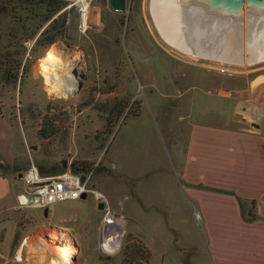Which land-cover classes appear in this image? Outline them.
Masks as SVG:
<instances>
[{
  "label": "rangeland",
  "instance_id": "1",
  "mask_svg": "<svg viewBox=\"0 0 264 264\" xmlns=\"http://www.w3.org/2000/svg\"><path fill=\"white\" fill-rule=\"evenodd\" d=\"M66 1L64 36L36 51L34 40L25 42L31 61L25 82L0 92V133L7 136L8 147L0 177L7 178L12 189L7 200L11 207L0 204V255L15 261L27 241L22 262L15 263L35 264L36 249L48 248L47 240H52L58 243L53 251L61 250L66 264H148V237L158 234L157 243L152 242L154 263L160 254L156 246L165 241L170 247L164 264H179L160 213L192 216L194 207L185 197L188 189L199 188L183 182L175 148H185L194 125L264 133V13L245 4L243 10L231 12L212 8L209 0L191 1L203 16L224 24L230 36L240 35V42L232 39L231 53L214 61L169 47L151 21V0H126L123 12L113 11L108 0H90L83 27L73 1ZM54 54L68 66L79 65L71 71L77 89L69 96L48 91L43 63L49 55L56 58ZM243 106L246 120H239L234 114ZM250 116L256 117L258 129L251 127ZM42 128L51 133L48 138L38 135ZM22 138L25 144L20 147ZM30 164L44 178L66 171L90 175L88 186L105 197V209L97 211L92 194L59 202L48 209L54 214L49 223L68 234L58 228L42 230L46 208H21L15 198L24 194L19 176ZM232 193L243 218L264 221L254 201ZM108 212L124 224L120 247L110 254L100 249ZM180 223L187 228L181 244L198 246L189 232L195 222ZM197 230L203 234L200 226ZM3 260L0 256V264ZM192 260L190 256L187 262Z\"/></svg>",
  "mask_w": 264,
  "mask_h": 264
},
{
  "label": "crops",
  "instance_id": "2",
  "mask_svg": "<svg viewBox=\"0 0 264 264\" xmlns=\"http://www.w3.org/2000/svg\"><path fill=\"white\" fill-rule=\"evenodd\" d=\"M231 43L232 40L229 38L227 45L231 47ZM0 136L2 141L0 142V161H3L4 150L8 148L6 144L4 145L7 136L3 137L1 133ZM24 144L25 138H22L18 145L23 147ZM263 147L264 133L262 132L253 133L245 128L232 126L194 125L190 130L185 148L180 150L181 146H179V149L175 148V151H179L177 155L182 165L181 175L184 183L195 185V187L202 185L234 192L245 202L254 201L253 203L258 206L259 216L263 218ZM177 186L180 190L184 187L179 182ZM11 190L10 181L0 177V204H3L4 207H11L7 202ZM182 194H184L183 190ZM187 194L189 196L188 198L184 196L185 200L194 207L192 216L190 214L188 217H183L170 211L160 213L161 219L167 221L164 222L166 228L164 232L167 233L168 239L172 237V247L176 252L172 255H178V262L181 261L179 264H264V221L261 219L249 220L250 217L243 218L238 202L232 195L205 189L200 190V188L188 189ZM15 198L21 204V208H32L26 207L22 203L20 195ZM85 199L82 198V200ZM0 213L3 214V210H0ZM195 214L199 216L200 223L194 220ZM53 216L52 212L47 213L46 216L44 213L45 221L41 224L42 230L58 228L49 223ZM85 217L87 218V213ZM186 219L195 222V225L193 224L195 227L192 225V230L189 232L197 238L198 246L187 242L181 244V237L187 228L185 229L184 224H181L180 221ZM58 220L65 221L66 219L60 217ZM197 224L201 227L203 234L198 232L201 230H197ZM156 235L158 234L153 237L150 235L152 238L148 237V247L150 248L148 264H164L168 247H170V244L168 245L165 241H162L165 246L157 245L156 248L160 250V254L154 263L152 257L155 244L152 242L157 243L159 237ZM202 238H204V242ZM0 256L4 258L1 264H16L15 261H18L16 257V260L13 261ZM190 256L193 257V260L188 263Z\"/></svg>",
  "mask_w": 264,
  "mask_h": 264
},
{
  "label": "bare ground",
  "instance_id": "3",
  "mask_svg": "<svg viewBox=\"0 0 264 264\" xmlns=\"http://www.w3.org/2000/svg\"><path fill=\"white\" fill-rule=\"evenodd\" d=\"M191 1L196 2L200 0H151L150 15L154 28L158 36H161V39L169 47L184 55L219 61L224 55L227 56L231 53V47L227 45V40L229 38L231 40L233 38L235 39L236 36H230L229 34L231 32L224 24L215 23L210 16H203L199 9L192 6ZM244 4L246 5V3ZM249 9L264 13V7L252 6ZM239 36L237 34V43L241 40H238ZM54 56L56 58L49 55V60L43 63L48 91L49 93L59 94L61 96H69L77 89L76 81L70 80V77L75 78L72 76L71 71L74 70L73 66L79 65L78 63H73L72 66H68L66 62H62L59 55L54 54ZM113 225L122 226V231L124 229V224L121 219L116 218ZM110 228L116 227L110 226ZM119 241L117 240L113 243V239L110 238L105 243V246L111 250L117 249ZM47 244L48 248L36 249V252H38L37 261L42 262V264H66L63 256L65 254H59L61 250L59 253L53 251V247L58 246V243L47 240ZM26 246L27 248H25ZM28 246L26 241L21 249H19L16 256L19 262H22V254L28 249ZM70 247L71 245L67 244L65 248L70 251ZM46 250L52 253L47 254Z\"/></svg>",
  "mask_w": 264,
  "mask_h": 264
},
{
  "label": "trees",
  "instance_id": "4",
  "mask_svg": "<svg viewBox=\"0 0 264 264\" xmlns=\"http://www.w3.org/2000/svg\"><path fill=\"white\" fill-rule=\"evenodd\" d=\"M67 4L66 0L0 1V92L25 82L31 63L25 42L34 40L32 51H36L64 36ZM38 135L48 138L51 133L42 128ZM201 188L233 195L230 191Z\"/></svg>",
  "mask_w": 264,
  "mask_h": 264
},
{
  "label": "built area",
  "instance_id": "5",
  "mask_svg": "<svg viewBox=\"0 0 264 264\" xmlns=\"http://www.w3.org/2000/svg\"><path fill=\"white\" fill-rule=\"evenodd\" d=\"M72 1L76 6L82 26L83 15L88 12L90 0ZM77 3H80V6H77ZM80 176L81 174L74 175L70 172H65L56 177L44 178L41 177L37 167L34 164H30L21 175V181L24 186V194L21 196L23 198L22 203L26 207L49 209L59 202L77 200L81 199L82 195L92 194L97 203H104L105 209V197L88 186L90 175H85V180L82 183L80 182ZM28 197L34 198V201L29 202ZM194 216L196 220L199 219L197 214ZM115 219L116 217L108 212L100 231V249L106 254L117 250L116 248L111 250L105 246V243L110 238L113 239V243L120 240L119 247L123 240L124 229L122 231V226L113 225ZM110 226H115L116 228H110Z\"/></svg>",
  "mask_w": 264,
  "mask_h": 264
},
{
  "label": "water",
  "instance_id": "6",
  "mask_svg": "<svg viewBox=\"0 0 264 264\" xmlns=\"http://www.w3.org/2000/svg\"><path fill=\"white\" fill-rule=\"evenodd\" d=\"M109 1V5L112 8L113 11L115 12H123L125 10V2L126 0H108ZM209 3L211 5L212 8L214 9H223L224 11H231V12H239L241 10H243L244 7V3H246V5L248 7H252V6H257V7H264V0H209ZM77 6H80V3H77ZM261 75L256 76L249 84V88H252V84L254 81H256L257 79H260ZM247 109L245 106H243L239 112H236L234 114L235 118H238L239 120H246V117L244 115V112H246ZM251 119V127L254 129H258L259 128V124L255 121L256 117L255 116H250ZM32 150H34L36 147L32 146L30 147ZM21 177V175H20ZM85 180V175H81L80 176V182H84ZM86 195H82V198H85ZM28 201L32 202L34 201V198L32 197H28ZM96 209L97 211H103L104 210V203L99 202L96 204ZM45 216L48 213V210L45 209L44 211ZM68 234V233H67ZM70 241H72V244L74 246V249L76 251H78V246L76 245V242L74 240L73 237H71L70 235H68Z\"/></svg>",
  "mask_w": 264,
  "mask_h": 264
}]
</instances>
